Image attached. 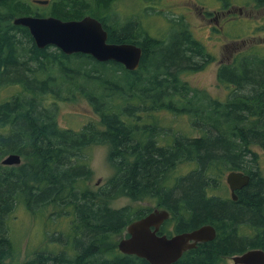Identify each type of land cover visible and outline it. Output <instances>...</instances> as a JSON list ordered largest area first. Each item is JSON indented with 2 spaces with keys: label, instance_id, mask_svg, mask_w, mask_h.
Wrapping results in <instances>:
<instances>
[{
  "label": "trees",
  "instance_id": "1",
  "mask_svg": "<svg viewBox=\"0 0 264 264\" xmlns=\"http://www.w3.org/2000/svg\"><path fill=\"white\" fill-rule=\"evenodd\" d=\"M48 1L45 10L34 0H0V264H150L118 248L128 225L152 212L148 206H110L122 197L169 211L163 233L203 225L216 229L213 241L198 244L173 264H230L235 255L264 251V174L257 153L264 151V53L253 51L221 66L219 81L229 93L219 100L185 79L212 58L176 19L166 38L157 40L134 21L110 25L113 0ZM28 15L96 17L108 32V42L143 47L140 66L130 71L89 55L38 48L29 30L13 23ZM72 60L78 66L75 72L93 87L90 92L77 88L71 99L85 96L97 116L78 131L61 128L54 103L46 104L47 96L55 100L66 93L48 85L58 81L55 72ZM41 74L45 80H39ZM113 83L114 93L108 91ZM13 88L14 94L3 96ZM163 113L189 117L198 135H168L157 119ZM97 145L109 147L114 175L92 189L91 158L85 150ZM11 154L24 162L3 165ZM184 163L194 168L177 174ZM230 172L250 176L249 184L236 192L237 200L227 186L219 192L223 175ZM20 208L68 223L63 230L49 231L48 240L66 235L51 246L59 250L45 247L20 260L9 231ZM171 224L174 232L167 229Z\"/></svg>",
  "mask_w": 264,
  "mask_h": 264
},
{
  "label": "rangeland",
  "instance_id": "2",
  "mask_svg": "<svg viewBox=\"0 0 264 264\" xmlns=\"http://www.w3.org/2000/svg\"><path fill=\"white\" fill-rule=\"evenodd\" d=\"M197 1L199 4H203V0ZM115 5H119L120 8L113 9L114 11L118 10L120 14L125 12V16L131 14V19L134 22H136L135 16L138 14L137 11L139 10L140 12L142 9V4L138 2V0H115L113 2V7ZM35 6L36 5H34V7ZM37 7L46 10L49 5L41 4L37 5ZM112 16L118 18L115 14H112ZM127 18L130 17L128 16ZM127 18H123L121 24H123ZM189 20V30H191L195 38L205 46L206 52L210 55L212 61L203 68L187 73L185 79L193 88L207 92L216 99L224 100L229 93V89L226 88V85L223 82L219 81V70L221 66L234 63L240 56H245L244 54L253 51H257L261 54L264 53V11L259 12V16L254 19H240L234 28L215 33L212 39L210 38L208 30L203 28L204 23L201 22L198 16H192ZM113 23V21H109V24ZM145 25L149 27L152 35L159 39H165L169 33L168 30H170L168 22H164L160 18L158 21L157 18H155V20L146 18ZM54 50V47L50 49V51ZM76 70H78V66H75V60H72L64 69L55 72L54 75L57 76L58 81L49 84V89L56 93L63 89L66 93L64 92L62 97H58L55 100H53L51 96H47L46 104L50 105L51 103H54L58 114V123L61 128L78 131L89 121H95L93 119H96L97 116L85 96L78 94L79 96L76 100L71 99L74 97L75 92H77V88H84L87 92H90L93 87L89 81L82 78L78 72H75ZM45 78L46 75L41 74L39 80H45ZM109 79L111 82L116 81L111 76H109ZM118 82L124 84V80L122 79ZM113 85H115V83H113L112 86H109L108 91L114 93L115 87ZM12 94H14V88L9 90L3 96L10 97ZM63 95L71 97L69 99ZM126 107H128V105H126ZM157 119L158 121H161V128H163L164 132L168 135H173L174 133L177 135H198L196 130H192L189 117L174 116L163 113V115H160ZM165 137L166 135L163 136L164 141L168 142V138ZM85 153L91 158L90 167L93 172V176L88 184L89 187L95 189L103 186L107 180L114 175V169L109 161V147L106 145H97L86 148ZM257 153L264 174V151L260 150ZM23 162L24 159L22 158V163ZM193 168L194 167L190 164H181L178 168L177 174H188ZM226 176L227 175L224 174L221 179L222 186L221 191L219 192H226L224 191L225 186H227ZM151 204H153V202H135L129 198L122 197L113 200L110 206L113 208H121L131 205L135 209H142ZM51 210L52 207H50L49 211L46 213H51ZM35 216L36 215L33 216L31 213H27L25 209L20 208L12 215V218L9 221L10 237L16 242L17 248L21 253L20 260L22 261L25 259L26 254L33 253L39 249H45V247L50 248L55 242L62 243L66 238V235L63 234L60 237H51L52 240H48V237L50 236L49 231H54V229L63 230L67 226L68 223L63 219L58 218L52 220L48 218V215L46 218V216H40V214L36 217ZM125 236L126 232L121 235L120 239ZM52 248L55 250L60 249V247H57L56 245L51 247V250ZM228 260L230 264H234L232 258H229Z\"/></svg>",
  "mask_w": 264,
  "mask_h": 264
},
{
  "label": "water",
  "instance_id": "3",
  "mask_svg": "<svg viewBox=\"0 0 264 264\" xmlns=\"http://www.w3.org/2000/svg\"><path fill=\"white\" fill-rule=\"evenodd\" d=\"M47 4L48 0H35ZM14 25L26 27L38 48L56 47L67 55L84 54L98 62H117L126 69L135 71L140 65L143 51L127 43L108 42V32L97 18L86 15L80 20H62L57 17L22 16L13 20ZM22 163L18 154L7 156L2 164L16 166ZM233 200L236 191L250 182V176L242 172H230L226 177ZM169 218L168 211L157 210L128 225L127 237L119 241L118 248L125 255H134L150 264H173L188 250L198 244L213 241L216 229L203 225L193 231L172 237L159 235V226ZM234 264H264V251L253 249L232 257Z\"/></svg>",
  "mask_w": 264,
  "mask_h": 264
},
{
  "label": "flooded vegetation",
  "instance_id": "4",
  "mask_svg": "<svg viewBox=\"0 0 264 264\" xmlns=\"http://www.w3.org/2000/svg\"><path fill=\"white\" fill-rule=\"evenodd\" d=\"M138 2L142 4V9L140 10V12L139 10L137 11L138 14H136L135 16V23L140 27L142 32L144 30L148 31L149 37L151 36V38H155L157 40L161 39L152 35L149 27L145 25L146 18H150L151 20H155V18H157V21L160 18L164 22H168L171 30V28H173L172 23L175 22V19L180 24H184V26L188 27L190 26L189 19L192 18V16H198L201 22L204 23L203 28L208 30V32L210 33V38L212 39L215 33L234 28V26L238 24L240 19H254L259 16V12L264 11V0H203V4H199L197 0H138ZM119 8V5H115L113 7V9ZM112 14H115L118 18L113 17ZM124 16L125 12L120 14L118 10H112L109 21H113L114 23L119 22V25L133 22L132 20H129L132 18L131 14L128 15L130 18H127L128 16ZM123 18L127 19L123 24H121V20ZM110 25L113 26L114 24ZM170 30H168V32H170ZM138 47H140L143 51V47ZM226 185L228 187L229 196L232 197L230 188L228 184ZM148 207H150L152 211H154L155 209L167 211L166 209L159 208V205L157 203H153ZM168 213L169 218L163 221V223L159 226V230L157 233L159 235H167L168 237H172L177 234L172 233L171 235H169L162 232V229L167 226V221L171 217L169 211ZM168 226L169 227H167V229L170 232H174V225L171 224Z\"/></svg>",
  "mask_w": 264,
  "mask_h": 264
},
{
  "label": "bare ground",
  "instance_id": "5",
  "mask_svg": "<svg viewBox=\"0 0 264 264\" xmlns=\"http://www.w3.org/2000/svg\"><path fill=\"white\" fill-rule=\"evenodd\" d=\"M68 63V62H67Z\"/></svg>",
  "mask_w": 264,
  "mask_h": 264
}]
</instances>
